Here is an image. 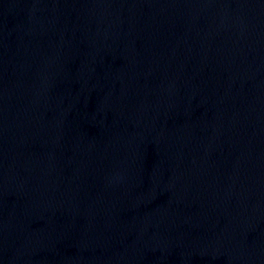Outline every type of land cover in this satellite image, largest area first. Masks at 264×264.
Returning a JSON list of instances; mask_svg holds the SVG:
<instances>
[{"label":"water","instance_id":"obj_1","mask_svg":"<svg viewBox=\"0 0 264 264\" xmlns=\"http://www.w3.org/2000/svg\"><path fill=\"white\" fill-rule=\"evenodd\" d=\"M0 264H264V0H0Z\"/></svg>","mask_w":264,"mask_h":264}]
</instances>
